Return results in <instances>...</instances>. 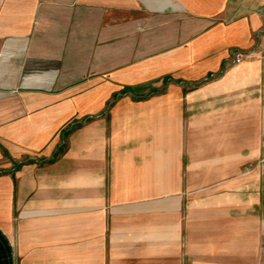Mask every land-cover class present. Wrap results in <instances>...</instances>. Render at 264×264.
<instances>
[{"label":"crops","instance_id":"crops-1","mask_svg":"<svg viewBox=\"0 0 264 264\" xmlns=\"http://www.w3.org/2000/svg\"><path fill=\"white\" fill-rule=\"evenodd\" d=\"M0 264H264V0H0Z\"/></svg>","mask_w":264,"mask_h":264},{"label":"built area","instance_id":"built-area-1","mask_svg":"<svg viewBox=\"0 0 264 264\" xmlns=\"http://www.w3.org/2000/svg\"><path fill=\"white\" fill-rule=\"evenodd\" d=\"M246 54L244 52H241L239 50H233L231 53V57L229 58V63L233 65H238L243 62L245 59Z\"/></svg>","mask_w":264,"mask_h":264}]
</instances>
